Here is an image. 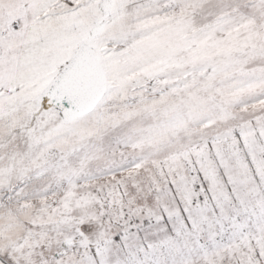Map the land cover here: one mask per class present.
I'll use <instances>...</instances> for the list:
<instances>
[{
  "label": "snow or ice",
  "instance_id": "1",
  "mask_svg": "<svg viewBox=\"0 0 264 264\" xmlns=\"http://www.w3.org/2000/svg\"><path fill=\"white\" fill-rule=\"evenodd\" d=\"M0 264H264V0H0Z\"/></svg>",
  "mask_w": 264,
  "mask_h": 264
}]
</instances>
